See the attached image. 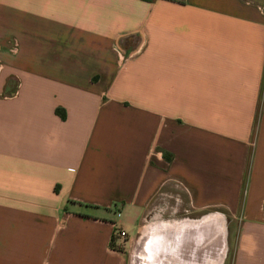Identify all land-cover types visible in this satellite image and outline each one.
Here are the masks:
<instances>
[{
	"label": "crops",
	"instance_id": "0c3cea01",
	"mask_svg": "<svg viewBox=\"0 0 264 264\" xmlns=\"http://www.w3.org/2000/svg\"><path fill=\"white\" fill-rule=\"evenodd\" d=\"M256 2L0 0V264H264Z\"/></svg>",
	"mask_w": 264,
	"mask_h": 264
},
{
	"label": "rangeland",
	"instance_id": "374dc122",
	"mask_svg": "<svg viewBox=\"0 0 264 264\" xmlns=\"http://www.w3.org/2000/svg\"><path fill=\"white\" fill-rule=\"evenodd\" d=\"M256 1H257L256 2L257 5L260 6L264 12V0H256ZM0 69L3 70V68H0ZM16 82H17L16 79L13 78L12 83H10L9 87L14 88L12 86H15ZM159 198L160 199L157 200V203H159L158 205H160L161 203H170L171 201L169 194L160 195ZM160 208L161 209L163 208L162 210H160L161 214L163 215L170 214V211L168 209L164 210V206ZM182 212L183 210H179V209L177 211V213H182ZM237 223L238 222H231V227L233 228L236 227ZM162 225H165V222H138L135 232L132 234L127 233L126 237L123 240H121L119 244L115 243L116 244L115 246L118 247V245H120L122 246L121 249H124L125 244H126L127 250H130L132 252L134 251L133 252L135 256V259L133 260L134 264H149L148 262H151L152 264L153 260H148L145 252L147 253V251H149V253H153L154 251H158V252L159 250L161 251V248L159 247L160 245L158 244V242L163 239L162 238L163 235L167 237V235L162 232V227H161ZM129 239H132V244L130 246L126 243ZM140 253L146 256L144 257L145 259L139 257ZM231 262H232V259L229 258V260L227 261V264H231Z\"/></svg>",
	"mask_w": 264,
	"mask_h": 264
},
{
	"label": "built area",
	"instance_id": "2783aa9c",
	"mask_svg": "<svg viewBox=\"0 0 264 264\" xmlns=\"http://www.w3.org/2000/svg\"><path fill=\"white\" fill-rule=\"evenodd\" d=\"M118 215L120 216L121 213L119 212ZM114 234H115V236H117L119 238H125L127 235V232L120 226L119 223H117L115 226Z\"/></svg>",
	"mask_w": 264,
	"mask_h": 264
},
{
	"label": "bare ground",
	"instance_id": "6f19581e",
	"mask_svg": "<svg viewBox=\"0 0 264 264\" xmlns=\"http://www.w3.org/2000/svg\"><path fill=\"white\" fill-rule=\"evenodd\" d=\"M216 215V214H215ZM211 216V215H210ZM218 216V215H217ZM218 217H220V216H218ZM209 219V218H208ZM208 219H206V220H208ZM173 222V221H172ZM149 224V223H148ZM184 225V224H183ZM181 226V225H180ZM136 244H137V242H136ZM193 257V256H192Z\"/></svg>",
	"mask_w": 264,
	"mask_h": 264
}]
</instances>
